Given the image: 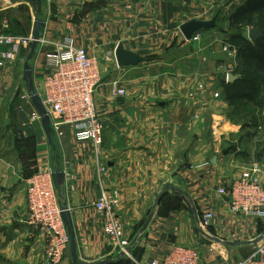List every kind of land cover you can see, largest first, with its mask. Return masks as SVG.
Listing matches in <instances>:
<instances>
[{"label": "crops", "instance_id": "crops-1", "mask_svg": "<svg viewBox=\"0 0 264 264\" xmlns=\"http://www.w3.org/2000/svg\"><path fill=\"white\" fill-rule=\"evenodd\" d=\"M204 1L42 0L46 27L32 62L34 88L43 91L46 56L69 38L96 60L102 76L94 95L105 128L102 145L77 142L70 127L57 141L80 264H148L178 245L197 251L200 264H236L264 245V219L232 212L218 193L253 164L261 168L264 183V151L255 157L248 150V158L236 154L245 150L237 137L240 126L228 119L230 111L226 114L221 36L206 31L195 44L182 37L183 24L211 20ZM13 5L0 2V33L32 35L39 16L33 5ZM23 10L27 18L20 15ZM119 44L151 60L120 68L115 58ZM184 46L195 51L183 53ZM23 56L0 71V264H47L46 235L29 223L27 189L36 173L54 170V150L41 120L21 129L26 116L6 97L19 65L23 74ZM116 88L125 95H116ZM4 114L18 121L16 138L15 125ZM212 134L219 146L215 154ZM214 156L217 165L211 163ZM170 179L176 184L167 185ZM104 191L120 194L117 214L131 242L130 258H121L104 235L94 207ZM206 213L214 219L203 229L199 221ZM68 256L62 264H72Z\"/></svg>", "mask_w": 264, "mask_h": 264}, {"label": "built area", "instance_id": "built-area-1", "mask_svg": "<svg viewBox=\"0 0 264 264\" xmlns=\"http://www.w3.org/2000/svg\"><path fill=\"white\" fill-rule=\"evenodd\" d=\"M201 35L195 34L193 41L199 42ZM31 36L0 35V45L9 46L8 52L0 55V69L14 61L22 48H29ZM27 48V49H28ZM225 51H229L227 46ZM14 66V65H13ZM47 74L43 81L41 98L52 122L56 136L63 137L64 127L75 132L77 142H91L96 147L102 145L103 125L96 108L94 95L101 84L102 76L97 62L84 48L76 46L74 40L66 39L46 58ZM199 84V88H203ZM116 95L124 96L123 89L115 90ZM193 95V93H191ZM216 98L218 94L214 95ZM33 121H40L35 111ZM32 121V122H33ZM104 171L105 167H100ZM261 168L254 164L246 167L241 176L228 188H220L218 193L228 199L230 210L255 219H264V183L259 178ZM28 203L32 212L31 223L45 230L49 236L48 255L52 264H61L69 249V238L64 225L54 186L52 172H42L29 181ZM121 203L117 191L101 193L94 203L103 220V231L110 247L118 251L121 258H130V241L117 214ZM214 219L206 213L199 221L200 228L208 227ZM148 264H200V255L190 247L174 246L163 259ZM236 264H264V245L258 246L247 259Z\"/></svg>", "mask_w": 264, "mask_h": 264}, {"label": "rangeland", "instance_id": "rangeland-1", "mask_svg": "<svg viewBox=\"0 0 264 264\" xmlns=\"http://www.w3.org/2000/svg\"><path fill=\"white\" fill-rule=\"evenodd\" d=\"M1 1H4V0H1ZM245 1L246 0H211V1L210 0H205L204 4L200 2L203 5V7H205L204 8V10H205L204 12H206L207 16H209L210 19H213L216 15H218L217 27L215 29H213L212 32L213 33L214 32L218 33L221 36V39H222L221 43H222V49H223L222 51L226 55L225 56L226 61L225 62L224 61L219 62L220 65H221V63L225 64V67H222L221 68V72H220L221 75H222V82H223L224 86H226L227 83H230L228 81V76L230 74L234 75L233 72L235 71V69L237 68V65H238V62H237V47L231 41L230 34L233 33V31L229 30L228 21H229V17L231 16V14L236 10L235 7H237V8L240 7ZM18 4L19 5L20 4H28V1L27 0L18 1L13 6H16ZM9 11H10V16L15 14V12H14L15 10H13V11L9 10ZM21 13L22 14H20V15H22V16L27 18V16H28V11L27 10H23V12H21ZM38 15L41 16L39 13H38ZM39 16L37 17V19L39 18ZM254 28H256V27H250V28H245L244 29V35L247 37V39H248V31L250 29H254ZM263 30H264V28H263ZM205 32L206 31H201V32H199L197 34L202 35ZM0 35L17 36V37L19 36L17 34H11V33H0ZM30 36L32 37V35H30ZM21 37H24V36H21ZM182 37L184 38L183 35H182ZM69 39H71V38H69ZM72 40H74V39H72ZM32 41H33V39H32ZM184 41L185 42H192L193 44H195V43H199L201 41V39H200L199 42H195V41H193V38H192L191 41H186L185 38H184ZM59 44H57V45H59ZM75 44H76V42H75ZM31 45H32V42H31L29 48L27 47L28 49L27 48H22V51L19 54L20 56L24 55L23 56V60H24L23 61V65L25 64V62L27 60ZM40 45H41V43H40ZM57 45L55 46L56 48L52 52H54L57 49ZM0 46L5 49L4 51L0 52V55L2 53L8 52L10 50L9 46H7V45H4V46L0 45ZM226 46L229 49V51H225V47ZM85 51L88 53V51L86 49H85ZM192 51H195V49L192 48L191 46H188V47L184 46L182 48V52L183 53L191 54ZM19 55L15 58V60L13 62L9 61V60L5 61L8 65L5 66L4 68H1L0 71H2L3 69H6L7 67H13V65L16 64V61H18V59L20 57ZM88 55H89V53H88ZM35 56H34V58H35ZM34 58L29 62L31 67H33L32 66V62H33ZM46 58H47V56H46ZM18 68H19L18 74H15V76H13V80H12L13 81V84H12L13 87H12L11 95L6 96V97L10 98L11 102L13 100L14 104H17V106L18 105L20 106V107H18V109H20L19 110L20 113H21L20 115H25L26 116V117L24 116L25 118L20 121V125H21L20 128L24 129V128H26V124L27 125H31L32 124L30 121H33L31 119L33 118V114L35 113V111L33 109H30V107L32 108L33 104L31 102V100L29 99V94L26 92L27 91L26 88H25L26 83H25V81L23 79L22 66L19 65ZM99 69H100V67H99ZM234 76L237 77V79H238V75H234ZM38 89L39 88H36L35 90L41 97V93L42 92L40 93ZM42 103H43V100H42ZM258 103H259V105H257V104H245V105H242L239 108H237V110H234V112H229L228 113V111H231L230 109L226 111V114L227 113L229 114L228 119L234 121L238 126H240V130L238 132V136L237 137L239 139V143L242 144V147L244 148L245 151L243 153L242 152H236V154L237 155L243 154V156L245 155V157H247V158L250 157V153H248V150L252 151L254 153L255 157L258 156L259 153H262L264 151V96L260 99V102H258ZM215 108L219 109L220 107L219 106H215ZM26 110H27V112H26V114H24ZM4 116H5V114H4ZM13 117H14V115H12V118ZM5 118L12 121V118L10 117V115L5 116ZM15 118L17 119L18 117H15ZM100 121H101V123L103 125V139H102V141H104V138H105L104 129L105 128H104V124H103L101 118H100ZM33 122L34 123H38L39 121H33ZM23 123H24V125H22ZM12 124H14L15 127H16V129L14 131L15 138H16L17 137L16 134H17V131H18V129H17L18 121H12ZM51 126H52V122H51ZM257 126H259L261 128V130H257V128H256ZM215 132L218 134V130L215 129L213 131V133H215ZM215 135L216 134H212V137H213L212 147H213L214 154H215V152H217L219 150V146H216L217 144H216V141H215V137H216ZM55 139H56V142L60 141L59 138L56 135H55ZM61 139H62V137H61ZM234 149L236 151V147H234ZM56 154L57 153L54 151L53 155H52L54 161H55ZM39 173H42V171L36 173L33 177L30 178L29 181H31L33 178H35L37 176V174H39ZM29 181H28V183H29ZM173 184H176V180L173 179V181H171V179H170L168 181L167 185L172 186ZM27 190L29 191V184H28V189ZM28 191H27V194H28ZM152 201H155V199L152 200ZM27 202H28V195H27ZM58 202L60 204L59 197H58ZM60 208L62 210L61 204H60ZM28 210H29V223L33 227L38 228L41 231H43L41 228L36 227L35 225H33L31 223L32 212H31L29 203H28ZM61 216H62V214H61ZM43 232L45 233L46 238H47V246H46V260H47V264H52L51 258L48 255L49 236H48V234H47V232L45 230ZM67 234H68V232H67ZM68 238H69V236H68ZM130 245H131V242H130ZM68 255H70L69 249H68V253L66 254V257ZM68 257H70V256H68ZM70 261H71V258H70Z\"/></svg>", "mask_w": 264, "mask_h": 264}, {"label": "water", "instance_id": "water-1", "mask_svg": "<svg viewBox=\"0 0 264 264\" xmlns=\"http://www.w3.org/2000/svg\"><path fill=\"white\" fill-rule=\"evenodd\" d=\"M9 1L12 4H15L16 2L22 1V0H9ZM27 1H29L33 5L34 11L41 15L42 0H27ZM217 21H218V15H216L213 19L209 21L192 20L190 22L183 24L180 27V31L186 41H191L193 36L196 33H199L201 31H210V30L215 29L217 27ZM45 27H46V22L43 19V17L40 16L35 21V24H34V29L32 32L33 41H32V45H31L27 60L24 64L23 77L27 85L29 94H30V100L36 112L40 116L42 126L49 138V141H50V144L53 150L57 153L55 157L56 167L54 168V170H52V178H53L54 186L57 191L59 201L62 207V213H61L62 219H63L64 225L67 229L68 236H69L70 258L73 264H79V258H78V253H77V243H76V237H75L74 227H73L72 218H71V212L69 208L67 207V203L65 202V196L63 192V187L65 183V173L60 166V156L58 155V145L55 139L56 134L51 126V119L42 103V99L40 95L35 91L34 79H33L34 68L31 67L29 63L40 49V43L44 38ZM263 38H264V33L262 32L260 27L250 29L248 31V39L253 43L258 42L259 40ZM115 58H116L117 65L120 68L138 66L144 62H149L151 60L149 58H145L139 54L126 50L122 44H119L117 46L115 50ZM236 79L237 77H235L232 74L228 76V81L230 83L234 82ZM217 161H218V156H214V158L212 159V164L217 165ZM161 198H162V195H159L156 202L154 203V206H153L154 210L157 207ZM152 218H153V213H151L147 222L145 223L143 231H145L148 228V226L150 225L152 221ZM263 237H264V233H263Z\"/></svg>", "mask_w": 264, "mask_h": 264}, {"label": "trees", "instance_id": "trees-1", "mask_svg": "<svg viewBox=\"0 0 264 264\" xmlns=\"http://www.w3.org/2000/svg\"><path fill=\"white\" fill-rule=\"evenodd\" d=\"M250 27H260L264 33V0H246L229 17L228 28L233 31L230 36L237 47L238 62L233 72L238 79L224 86L230 112L245 104L259 105L264 96V38L256 43L249 41L244 29Z\"/></svg>", "mask_w": 264, "mask_h": 264}]
</instances>
